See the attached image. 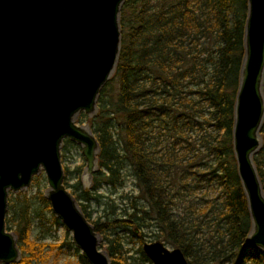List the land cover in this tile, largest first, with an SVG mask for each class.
<instances>
[{"label": "trees", "instance_id": "16d2710c", "mask_svg": "<svg viewBox=\"0 0 264 264\" xmlns=\"http://www.w3.org/2000/svg\"><path fill=\"white\" fill-rule=\"evenodd\" d=\"M247 11V0L121 6L117 62L98 94L97 115L87 121L99 147L91 188L82 187L80 168L73 184L63 168L64 186L94 232L108 233L111 264H151L141 233L138 262L122 254L113 238L120 227L133 235L152 228L155 241L179 249L188 264H264V252L247 248L250 218L232 146ZM260 136L252 160L264 193V119ZM125 166L136 197L122 196L128 208L105 215V224L91 221L80 202L98 198L102 185L123 186ZM37 197L50 211L42 190ZM32 212L25 194L7 199L5 230L14 231L20 264L44 260L47 245L30 238Z\"/></svg>", "mask_w": 264, "mask_h": 264}, {"label": "water", "instance_id": "95a60500", "mask_svg": "<svg viewBox=\"0 0 264 264\" xmlns=\"http://www.w3.org/2000/svg\"><path fill=\"white\" fill-rule=\"evenodd\" d=\"M125 0H0V264L19 257L5 230L8 191L26 188L42 170L52 214L88 264H110L98 234L63 184L60 146L81 147L86 172L96 170L95 137L74 122L96 109L119 53ZM244 58L234 104L232 146L246 197L247 248L264 252V193L253 156L264 119V0H247ZM151 264H188L179 249L142 245Z\"/></svg>", "mask_w": 264, "mask_h": 264}, {"label": "rangeland", "instance_id": "374dc122", "mask_svg": "<svg viewBox=\"0 0 264 264\" xmlns=\"http://www.w3.org/2000/svg\"><path fill=\"white\" fill-rule=\"evenodd\" d=\"M81 115L84 116L82 120L79 119ZM96 115L97 107L92 113H90V115H86L83 112H80L74 119V122L79 126L85 127L86 130L92 133V127H90V124L87 121L93 119ZM63 141L60 146V162L62 168H65L69 173V175L67 176L69 178V184L74 183L75 172L80 168L82 187L84 189H90L91 177L89 178L85 176L86 162L82 156L81 147L71 142L70 140H68L69 143H65ZM97 169L98 164H96L95 171H97ZM122 175L123 186L114 189L111 186L102 185L100 190L96 193V196H98V198L92 199L88 204H86L85 202H80L83 205H87L86 210L90 215L91 221L105 224L107 222L105 219V215H108L111 218L113 214H115L116 216L120 215L119 213L128 208V202L125 200H121L122 196L127 195L136 197L137 189L135 188L134 180L132 178L131 168L129 166H125L122 171ZM37 177H39V180L36 183H33V181H31L29 186H27L26 188H23L17 192L8 191V198L14 199V197L18 194H25L26 197L31 200L32 209L34 212H32L31 214L32 224L30 238L32 241L38 244L41 243L47 245V247L45 248L44 260L31 261L30 264H88L82 257L81 252L72 243L71 234L65 230L62 224H55L52 220V217H56L52 214L51 210H45L43 208V205H41V203L38 201V191L42 190L45 196L48 186L46 184L45 175L42 170L38 175L34 176L33 179ZM79 205L77 203L78 207ZM10 215L11 214H8L6 211L5 219ZM9 233L13 235L16 242L14 231L11 230L9 231ZM113 233V238H115L116 245L118 244L117 246H119V250L122 251V254L125 257L134 258L135 262H138L137 250L140 246L138 242L139 234L141 233L144 236V243H151L156 240L153 237L154 230L152 228L149 230H143L141 232L137 231L136 234L133 235L128 227H120L117 228ZM103 235L109 238L108 233H104ZM103 235H98V249L108 257L110 262L108 253L110 251L109 247L111 246L109 245L108 240H104ZM166 247L168 249H172V247L170 246ZM18 252L19 257L17 261L11 264H20L23 255L20 253L19 249Z\"/></svg>", "mask_w": 264, "mask_h": 264}, {"label": "bare ground", "instance_id": "6f19581e", "mask_svg": "<svg viewBox=\"0 0 264 264\" xmlns=\"http://www.w3.org/2000/svg\"><path fill=\"white\" fill-rule=\"evenodd\" d=\"M85 176H86V177H89V174H88L87 172H85Z\"/></svg>", "mask_w": 264, "mask_h": 264}, {"label": "flooded vegetation", "instance_id": "af4514ba", "mask_svg": "<svg viewBox=\"0 0 264 264\" xmlns=\"http://www.w3.org/2000/svg\"><path fill=\"white\" fill-rule=\"evenodd\" d=\"M8 232V231H7ZM17 244V243H16ZM17 246V248H18V245H16Z\"/></svg>", "mask_w": 264, "mask_h": 264}]
</instances>
